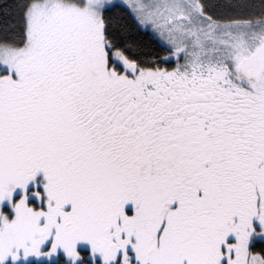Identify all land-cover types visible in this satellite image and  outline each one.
I'll list each match as a JSON object with an SVG mask.
<instances>
[{"label":"snow or ice","instance_id":"snow-or-ice-1","mask_svg":"<svg viewBox=\"0 0 264 264\" xmlns=\"http://www.w3.org/2000/svg\"><path fill=\"white\" fill-rule=\"evenodd\" d=\"M0 264H264V0H0Z\"/></svg>","mask_w":264,"mask_h":264}]
</instances>
